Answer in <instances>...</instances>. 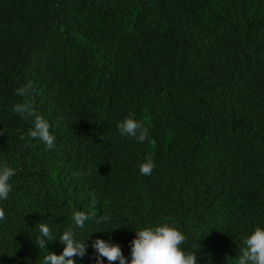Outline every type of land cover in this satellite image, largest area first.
Returning a JSON list of instances; mask_svg holds the SVG:
<instances>
[{
	"label": "trees",
	"instance_id": "1",
	"mask_svg": "<svg viewBox=\"0 0 264 264\" xmlns=\"http://www.w3.org/2000/svg\"><path fill=\"white\" fill-rule=\"evenodd\" d=\"M23 84L51 150L20 139ZM129 113L142 144L116 129ZM0 159L15 169L0 264L58 254L56 239L37 248L34 226L58 237L74 209L110 217L76 230L93 231L77 264H95L97 236L127 257L133 229L163 217L199 264H234L241 237L264 228V0H0Z\"/></svg>",
	"mask_w": 264,
	"mask_h": 264
},
{
	"label": "clouds",
	"instance_id": "2",
	"mask_svg": "<svg viewBox=\"0 0 264 264\" xmlns=\"http://www.w3.org/2000/svg\"><path fill=\"white\" fill-rule=\"evenodd\" d=\"M30 84H23L15 88L14 95L21 100L14 102L10 111L19 118L29 121L30 127L26 134H21L20 139L42 143L46 149H53L55 134L51 131L48 120L38 114L32 105L24 100L30 94ZM116 129L121 136L135 140L137 144L144 143L148 130L137 120L133 113H129L116 122ZM141 176H150L154 162L150 155H146L137 165ZM87 174V173H85ZM15 169L10 164L0 159V201L7 200L12 190L11 178ZM95 202L93 201V204ZM5 218L3 208H0V221ZM104 225L110 222L107 214L96 216L95 213L74 209L70 216L68 226L60 231L57 237L50 226L44 222H37L34 244L38 249H47L46 245L53 239L58 240L62 250L57 254L47 249V254L42 256L40 264H77L73 257L83 258L87 254L86 239H81L77 229H84L88 222ZM99 230H106L100 227ZM135 235L129 241V254L126 257L119 243L97 236L91 240V248L95 252V264H104L105 260L111 264H199L194 249L186 247V235L171 217H163L155 223H145L136 227ZM234 264H264V228L255 227L241 237L239 250L234 257Z\"/></svg>",
	"mask_w": 264,
	"mask_h": 264
}]
</instances>
